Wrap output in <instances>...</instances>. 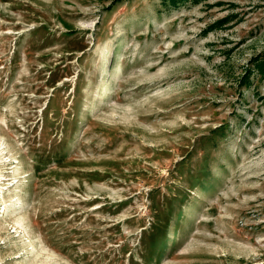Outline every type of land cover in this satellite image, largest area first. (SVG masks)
<instances>
[{
  "label": "rangeland",
  "instance_id": "obj_1",
  "mask_svg": "<svg viewBox=\"0 0 264 264\" xmlns=\"http://www.w3.org/2000/svg\"><path fill=\"white\" fill-rule=\"evenodd\" d=\"M257 58L264 0H0V264H264Z\"/></svg>",
  "mask_w": 264,
  "mask_h": 264
},
{
  "label": "trees",
  "instance_id": "obj_2",
  "mask_svg": "<svg viewBox=\"0 0 264 264\" xmlns=\"http://www.w3.org/2000/svg\"><path fill=\"white\" fill-rule=\"evenodd\" d=\"M173 3L175 4H178V3H181V2H186V1H192V2H195V3H199L203 0H171ZM222 22V21H220ZM255 68H257L259 70V72L261 73L262 77H264V59H261V58H257V61H256V65H255ZM251 70V69H250ZM249 70V71H250ZM253 72V69L250 71V73ZM252 74V73H251ZM251 76V75H250ZM250 76H246L245 80L247 81Z\"/></svg>",
  "mask_w": 264,
  "mask_h": 264
}]
</instances>
